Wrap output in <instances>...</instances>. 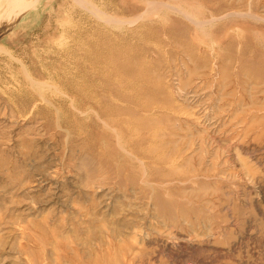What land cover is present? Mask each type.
I'll return each instance as SVG.
<instances>
[{"label":"rangeland","instance_id":"374dc122","mask_svg":"<svg viewBox=\"0 0 264 264\" xmlns=\"http://www.w3.org/2000/svg\"><path fill=\"white\" fill-rule=\"evenodd\" d=\"M0 264H264V0H0Z\"/></svg>","mask_w":264,"mask_h":264},{"label":"bare ground","instance_id":"6f19581e","mask_svg":"<svg viewBox=\"0 0 264 264\" xmlns=\"http://www.w3.org/2000/svg\"><path fill=\"white\" fill-rule=\"evenodd\" d=\"M155 4H159V2H156ZM161 4V6H163V5H165V4H163V3H160ZM167 5V4H166ZM163 8V7H162ZM171 9V8H170Z\"/></svg>","mask_w":264,"mask_h":264}]
</instances>
